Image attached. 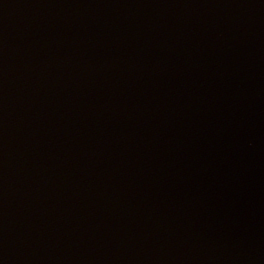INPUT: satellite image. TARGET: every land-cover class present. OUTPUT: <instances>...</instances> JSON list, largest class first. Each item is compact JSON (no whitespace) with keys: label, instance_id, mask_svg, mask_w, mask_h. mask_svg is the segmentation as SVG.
<instances>
[{"label":"water","instance_id":"obj_1","mask_svg":"<svg viewBox=\"0 0 264 264\" xmlns=\"http://www.w3.org/2000/svg\"><path fill=\"white\" fill-rule=\"evenodd\" d=\"M0 264H264V0H0Z\"/></svg>","mask_w":264,"mask_h":264}]
</instances>
